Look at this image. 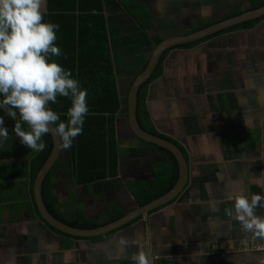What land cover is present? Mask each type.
I'll use <instances>...</instances> for the list:
<instances>
[{
    "label": "crops",
    "instance_id": "crops-1",
    "mask_svg": "<svg viewBox=\"0 0 264 264\" xmlns=\"http://www.w3.org/2000/svg\"><path fill=\"white\" fill-rule=\"evenodd\" d=\"M47 3L83 8L80 19L74 10H53L55 43L64 56L66 46L72 50L79 34L92 32L102 19L115 88L124 100L161 40L259 8L264 0L42 2ZM187 44L162 53L159 72L145 88L149 126L185 157L181 192L98 236L65 235L34 210L27 161L0 146V264H134L139 250L150 264H264V235L243 231L225 214L229 197L242 188L262 192L250 181L264 172V16ZM114 127L116 157H99L98 173L77 175L76 164L68 161L70 148L61 150L48 173L56 213L65 222L94 226L82 229L108 225L164 195L146 201L157 194L156 188L148 192L155 181H177L178 168L157 147L133 137L125 118L116 116ZM255 211L264 215V207Z\"/></svg>",
    "mask_w": 264,
    "mask_h": 264
},
{
    "label": "clouds",
    "instance_id": "clouds-1",
    "mask_svg": "<svg viewBox=\"0 0 264 264\" xmlns=\"http://www.w3.org/2000/svg\"><path fill=\"white\" fill-rule=\"evenodd\" d=\"M43 0H0V145L9 138L4 125L7 116L14 121L12 132L29 150L44 151L45 134L53 133L59 147L67 150L83 131L88 113L87 89L56 59L61 49L55 43L57 23L44 19ZM58 97L67 98L70 106L61 114L51 105ZM262 189L251 193L242 188L225 214L235 219L245 232L264 235V172L251 181ZM121 245L126 241L121 238ZM134 264H150L148 255L139 250Z\"/></svg>",
    "mask_w": 264,
    "mask_h": 264
},
{
    "label": "trees",
    "instance_id": "trees-1",
    "mask_svg": "<svg viewBox=\"0 0 264 264\" xmlns=\"http://www.w3.org/2000/svg\"><path fill=\"white\" fill-rule=\"evenodd\" d=\"M52 7L49 3H47L46 6L45 4H42V11L47 10L49 12V15L44 16V19L47 21L54 22L55 14L53 13V10H63L64 12L74 10L79 14V19L84 16L80 13L83 11V8L81 6L72 7V5H69L68 7H66V5H53ZM63 11L60 12L63 13ZM59 17L62 19H65L66 17L74 18V16ZM96 24V27L91 29L92 32H88L87 30L86 33H82L81 35L79 34L77 44L76 46H73L72 50H70L67 46L64 48L66 52L65 56L61 53V57H56L57 61L64 68L71 70L73 77L79 80L81 86L87 89L86 101L88 104V113L84 119L83 131L74 139L70 147L72 156L70 159H68L69 163L73 161V163L76 164L77 175L79 176H82V174L87 171L98 173L99 163H103L101 162L100 158L106 159L110 156L113 160L115 159L116 143L112 132L115 128L114 124L116 116L120 114L119 116L125 118L126 120V99H120L115 88L113 70L111 69V59L108 55V49L106 47L107 43L104 23H102L101 19L99 20V23ZM90 37L95 38L93 39V42L88 41ZM99 41L102 42L99 43ZM157 42L159 41L156 40V43ZM97 43H99V46L95 47V44ZM190 45L191 44H186L184 46ZM104 47H106V49ZM70 51L72 52V54H69V56H67V53ZM158 64L152 77L140 87L137 94V121L143 130L153 134L155 133L149 126L150 121L145 105V88L147 84L158 74L160 63ZM57 99L58 103L55 105H51V107L61 114V119H64L63 113L70 106V101L67 98L63 97H58ZM122 105H124L123 110L119 112ZM2 114L3 113L0 112V115ZM13 124L14 121L5 116L4 125L8 129L9 138L0 146L5 149L8 148L7 154L9 153L14 157H22L27 161L29 180L32 186L38 170L50 154L52 148V140L49 133L45 134L43 137V140L45 142L44 151L35 153L20 143L19 139L12 132ZM157 150L168 157L169 162L174 166L175 172H177V164L173 156L163 149L157 148ZM86 158H88L90 161H93V163L88 164V160H86ZM59 160L60 159L55 162V166L59 163ZM113 163L114 161H110V164ZM87 165H90V167H87ZM49 178L50 175L48 174L42 184V198L48 211L60 221L75 227L81 226L82 228V226L84 225L65 222L60 217V215L56 213L54 206L52 205V203H50L52 197H50L49 201ZM162 181L163 180L160 179L155 181L154 184H150L151 187L149 188L148 192L156 188L157 194L150 195L149 197H147L146 201H150L162 195L165 191H168L174 183L170 182L168 184H164V181ZM162 185H166L163 190H161ZM31 201H34L33 198ZM33 205L34 210L37 211L34 202ZM84 227L91 228L94 226L85 224Z\"/></svg>",
    "mask_w": 264,
    "mask_h": 264
},
{
    "label": "water",
    "instance_id": "water-1",
    "mask_svg": "<svg viewBox=\"0 0 264 264\" xmlns=\"http://www.w3.org/2000/svg\"><path fill=\"white\" fill-rule=\"evenodd\" d=\"M262 16H264V5L259 8L241 13L234 17L211 24L207 27L191 32L189 34L163 39L154 46L145 67L132 80L125 98L127 127L130 133L133 135V137L144 143L153 145L157 148L167 151L175 159L178 168V177H177V181L169 191H167L164 195L160 196L159 198L152 200L144 204L143 206H139L138 208H135L131 213L121 217L120 219L108 225H104L92 229H82L66 224L60 221L59 219L55 218L48 211L42 198L43 181L47 176V174L49 173V171L54 166L55 162L58 160L62 150V148L59 147L60 142L58 137H56L53 133L50 132L49 135L52 140V148L50 154L48 158L45 160V162L42 164L40 169L38 170L32 185L34 204L36 206L37 212L41 220L44 221L47 225H49L53 229L65 235L88 238V237L98 236L99 234H103L108 231L119 228L120 226L126 224L127 222L133 220L136 217L147 215V213L150 210L155 209L175 198L181 192V190L186 184L187 164L185 157L176 144L162 137H159L155 134L147 132L140 127L137 121L138 90L144 83H146L152 77L156 69V66L159 63L160 57L165 50L175 46L204 39L208 36L226 30L230 27L236 26L243 22L258 19Z\"/></svg>",
    "mask_w": 264,
    "mask_h": 264
},
{
    "label": "rangeland",
    "instance_id": "rangeland-1",
    "mask_svg": "<svg viewBox=\"0 0 264 264\" xmlns=\"http://www.w3.org/2000/svg\"><path fill=\"white\" fill-rule=\"evenodd\" d=\"M44 13H45V15H49V12L46 10V11H44ZM48 13V14H47ZM76 13H77V11H76ZM72 54V53H71ZM123 107H124V105H122L121 106V108H120V110H119V112H121L122 110H123ZM120 114H118V116H119ZM124 126H125V124H123ZM123 126V127H124Z\"/></svg>",
    "mask_w": 264,
    "mask_h": 264
}]
</instances>
